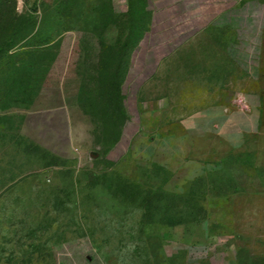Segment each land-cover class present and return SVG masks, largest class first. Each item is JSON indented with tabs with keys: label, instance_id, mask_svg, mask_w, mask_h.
Masks as SVG:
<instances>
[{
	"label": "rangeland",
	"instance_id": "374dc122",
	"mask_svg": "<svg viewBox=\"0 0 264 264\" xmlns=\"http://www.w3.org/2000/svg\"><path fill=\"white\" fill-rule=\"evenodd\" d=\"M253 23L264 0H0V47L49 43L0 57V264H169L170 240L206 234L196 264H264V136L199 139L222 164L178 196L130 155L139 134L255 98L234 58Z\"/></svg>",
	"mask_w": 264,
	"mask_h": 264
},
{
	"label": "crops",
	"instance_id": "0c3cea01",
	"mask_svg": "<svg viewBox=\"0 0 264 264\" xmlns=\"http://www.w3.org/2000/svg\"><path fill=\"white\" fill-rule=\"evenodd\" d=\"M235 34V64L256 84L254 90L243 91L242 95L255 98L248 101L240 99L232 107L220 103L209 105L200 109V113L187 117L179 132L156 133L152 136L143 133L132 141V158L140 166L162 169L167 175L162 187L169 193L182 195L196 180L219 171L222 164L220 158L210 162L194 156L199 139L214 138L238 148L247 137L264 136V25L241 24L236 27ZM193 41L189 38L182 44L192 45ZM258 172L264 174L262 169ZM252 195L264 197V178ZM251 217L252 222H257L255 216ZM208 238L206 234L201 244L192 241L187 246L179 238L170 240L171 251L168 254L166 252L169 264L200 263L211 250ZM237 252L241 254V248L238 247ZM181 254H184L185 262H180Z\"/></svg>",
	"mask_w": 264,
	"mask_h": 264
},
{
	"label": "trees",
	"instance_id": "16d2710c",
	"mask_svg": "<svg viewBox=\"0 0 264 264\" xmlns=\"http://www.w3.org/2000/svg\"><path fill=\"white\" fill-rule=\"evenodd\" d=\"M31 35L32 34H30V35H27V36H25L23 39H21V40H18V41H16V42H12V43H10L9 44V49H7V48H3V47H7V45L6 46H2V47H0V57H2L6 52H10L12 49H14V48H16L19 44H21L23 41H25L24 43L26 44L25 46H29V47H33V46H36V47H45V46H48L49 45V43H37V44H29L28 43V41L32 38L31 37ZM21 47H23V46H20L19 48H21ZM160 169V168H159ZM162 170V169H161ZM201 179V178H200ZM199 180V179H198ZM197 181V180H196ZM194 183V182H193ZM162 191L163 192H166V193H169V192H167V191H165L164 189H163V187H162ZM169 194H172V195H175V196H178V194H174V193H169ZM193 222V221H192ZM180 224H182V223H180V222H175V223H172V224H170L169 226H171V227H174V226H178V225H180Z\"/></svg>",
	"mask_w": 264,
	"mask_h": 264
},
{
	"label": "water",
	"instance_id": "95a60500",
	"mask_svg": "<svg viewBox=\"0 0 264 264\" xmlns=\"http://www.w3.org/2000/svg\"><path fill=\"white\" fill-rule=\"evenodd\" d=\"M94 157H96V154H92Z\"/></svg>",
	"mask_w": 264,
	"mask_h": 264
}]
</instances>
